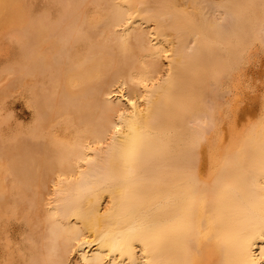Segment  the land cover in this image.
Listing matches in <instances>:
<instances>
[{
	"label": "bare ground",
	"instance_id": "obj_1",
	"mask_svg": "<svg viewBox=\"0 0 264 264\" xmlns=\"http://www.w3.org/2000/svg\"><path fill=\"white\" fill-rule=\"evenodd\" d=\"M85 1L62 0L56 29L50 24L45 30L42 18L22 26L21 45L31 51L22 78L25 86L29 79L35 83L36 123L34 135L22 137L19 162L4 167L0 180V264H71L74 250L76 264H264V112L256 121L248 109V130L236 113L220 128L210 115L214 92L208 90L203 103L197 99L190 83L195 75L187 79L184 64L201 47V23L186 40L175 32L179 42L164 46L132 21L137 0H124L127 6L96 0L111 12L108 44L99 45L94 42L103 34L96 40L84 35ZM228 3L229 12L209 18V30L220 19L242 18L248 31L263 25L264 0ZM11 6L0 0V15ZM50 35L55 52L47 54L42 44ZM203 55L197 59L213 61ZM164 59H172L168 69ZM46 71L52 73L49 85ZM233 97L237 111L240 96ZM91 245L95 249L88 250Z\"/></svg>",
	"mask_w": 264,
	"mask_h": 264
},
{
	"label": "rangeland",
	"instance_id": "obj_2",
	"mask_svg": "<svg viewBox=\"0 0 264 264\" xmlns=\"http://www.w3.org/2000/svg\"><path fill=\"white\" fill-rule=\"evenodd\" d=\"M8 1L12 4L11 7H13L6 14L8 16V18H6L7 16L2 17V15H0V29H1L0 30V33H1L0 36L3 37V38L1 37L2 39L0 38V47H1L0 48V74L1 73L3 74V75L2 74L0 75V90H1L0 91V154H1L0 157L3 158V159L0 158V180L5 175L4 170H3L4 167L9 168L10 166L17 165V163L19 162L20 150H21V146L23 144L22 139L26 138V137L28 138L31 135L32 136L34 135L33 126H35L34 124L36 123V120H35L36 119V117H35V114H36V110H35L36 109V103H35V101L36 100H35V95L33 94L34 93L33 90L35 89L34 88L35 83L33 82V79H29L28 85L25 86V84L27 83V80L24 81V79L22 78V72H23L25 66L27 65V63L29 62L28 58H29V55L31 53V51L30 50L28 51L24 45H21V44H23L21 32H22L23 27L26 25L25 19H27V21H29V23H32V22H36L38 18H39L38 20H41V18H42V20H47L45 23L48 22V24H46V27L50 26V24H52L51 26L53 28H55V26L57 24L60 26V20L59 19L62 17V13L64 12V8H65L64 5H66V3H64V2L61 3L62 0H54V1L53 0H26V2H21V1H25V0H21V1H19V0H8ZM17 1H19V3L20 2L21 3L19 4ZM90 1H92V4ZM133 1H135V0H133ZM142 1H143V3H142ZM14 2H16V3H14ZM117 2L121 3L122 5H125V3H126V6H127V2L124 3V0H119ZM144 2H145V4H144ZM24 3H26V4H24ZM31 3L33 6L31 5ZM135 3L137 4L136 6H138V7L136 9H134V11L136 10V12L134 14L135 17L133 15L131 17V18H133L132 21L135 23H139V24L142 23L144 30H146L150 33H153L152 34L153 37L151 36V39L153 38L152 39L153 43L158 44L159 42L160 43L162 42L165 44V45L163 44L164 46L171 45V43L179 42L177 36L174 34L175 32H177V33L180 32L182 35H180V33H179V36H183V39L186 40L191 34L198 31L197 27H198V25L200 26V23H201L200 27L203 28L201 33L202 32L204 33L205 31H207V29L209 30L208 25L211 24L212 20L210 21L209 18L215 17V13L217 15V18H219L221 13H227L230 11L229 6H228L229 5L228 0H151V1L150 0H140V1L137 0V2H135ZM85 4H86V8H87L86 11L88 13H86L87 14V19H86L87 22L85 25L86 31H84V35H89V36L91 35V37L93 35L94 37H92V40H96L95 36L97 34L98 35L103 34L104 36L102 35V37H100V39L94 43H96V44L98 43L99 45L108 44L105 41L104 37L108 36V34L111 33L107 27V24L109 23V20L111 18V12H109L110 9L107 7L106 3L102 2V1L97 2L96 0H86ZM26 5H27V7H26ZM29 5H30V7H29ZM188 5L190 7H188ZM149 6H151V7H149ZM143 7L145 8V11H144ZM27 8H30V9H27ZM31 8H32V10H31ZM26 9H27V11H25ZM102 9H104V10H102ZM206 9H207V11H206ZM47 11H48L49 15H48V13H46ZM148 11H150V12H148ZM18 14H19V16H17ZM29 14H31V17ZM38 14H42L41 17ZM147 14H149V15H147ZM166 14L168 17L166 16ZM202 14H204V16ZM9 16H10V18H9ZM27 16H29V17L27 18ZM204 17H206L207 21L204 20L205 19ZM238 17H243V15L238 16ZM2 18H3V20H2ZM22 18H24V21L21 20ZM136 18H137V20H136ZM155 18H156V20H155ZM157 18H159V19H157ZM161 19L162 20L166 19V22L168 25L166 23L161 22L160 21ZM241 19H235L234 18L233 20H230V19L229 20L228 19L216 20L217 22L215 21L216 23H213L214 24L213 27L209 30L208 36L212 37L211 40H209V37H205V36H207L206 33L204 35H203V33L202 34L199 33V35H198V33H196L197 38L201 43V47L199 49H197L198 51L194 50V52L191 56L192 57L191 61L187 60L186 63H188V64L185 63L184 66L186 67V69L188 68L187 71L188 70L190 71V73L188 72L189 75L187 76V79H189L190 75H195V76H191V77H195V79L193 78V80L190 77V83H192V85H194L193 87H196V89H195L196 90V97L200 102H202L203 99H204V102L206 101V99L208 100V98H209L208 95L210 94L209 91L210 92L212 91L211 94L214 92L212 95L213 97L212 96L211 97L214 101L213 107H215V108L212 111H210V115L213 116L215 114L213 116V119L218 118L217 119V122H218L217 127H219L220 125H221L220 128L222 126L227 127L229 122H231L230 120L234 119L232 113H236L238 118H239L238 119L239 123L243 124V125H241V128H244V130H246V129L248 130V129H250L249 127H253V126H249V123L246 124L248 117H251L250 116V112H251L250 110H253V112L254 111L256 112V113L254 112L253 113L254 116L251 117L252 120L255 119L256 121H258L259 117H261V112H264V106H263L264 105V102H263L264 101V83H262V82H264V23H263V25L256 26V28H254V29L258 30L256 32L257 34L255 32L252 34L254 29H253V31H248V29H243L244 27L242 26V24H244V22ZM14 20H15V22H14ZM34 20H36V21H34ZM49 21H50V23H49ZM154 21L157 23V25L155 24ZM219 21H221V22H219ZM178 23L180 26L178 25ZM10 24H12V25H10ZM54 24H55V26H53ZM104 24H105V26H104ZM160 24H161V26H160ZM164 25L165 26L171 25L172 29L167 30L168 28L164 27ZM204 26H206V28H204ZM5 27L7 28V30ZM11 27H13V28H11ZM19 27H20V29H18ZM52 27L50 29H53ZM162 27H164V28L162 29ZM9 29H10L11 33L9 32ZM47 29H49V28L47 27L45 30H47ZM152 29L155 30L156 32L153 31ZM164 29H166V30H164ZM154 32H155V34H154ZM4 33L7 35L4 36L5 35ZM15 34H17V35H15ZM248 34L250 36H248ZM9 35H15L17 39L14 38V36L12 37ZM18 35H20V37ZM165 35H166V37H165ZM169 35L171 38L169 37ZM9 38L11 39V41H13V43L10 41ZM169 38H170V40H169ZM163 39H164V42H163ZM17 40H19L20 42ZM53 40L56 41V38L54 37V35H50L49 38L46 40V42L45 43L43 42V44H42L43 45V47H42L43 51L47 49V51H45L44 53L50 54V53L55 52V50H54V46H55L54 43L55 42ZM171 40H173V42ZM184 40H182V41H184ZM223 40H225V41H223ZM49 41H51L50 44H49ZM165 41H166V43H165ZM210 41H211V44H210ZM83 42L86 43L87 41L86 42L83 41ZM212 42H214V44ZM88 43H90V42H88ZM113 43H114V45H116V47H119V44H121V43H119V41H114ZM117 44H118V46H117ZM209 45H211V46H209ZM236 45H237L238 49H236ZM23 46L25 49L23 48ZM49 48H50L51 52L49 51ZM232 48H234V49H232ZM202 49H203V51H202ZM129 50H130V48L127 47L126 51H129ZM199 53L204 54L203 58L205 57V55H206V57L213 56L214 57L213 61L212 62H206L207 59L204 60V62L201 61L202 54L200 55ZM9 54H10V56H9ZM169 55L171 58L172 54L170 53ZM198 56H201L200 60L197 59ZM196 59L201 61V62L197 63L198 61ZM171 60L172 59H164L163 63L164 64H166V62L169 63ZM192 60L197 61V62H195V65H193L194 61L192 62ZM196 63H197V65H196ZM206 64H207V66L211 65V67L210 66L207 67ZM167 65L168 64H166V66L164 65L165 66L164 68L168 69ZM204 65H205L207 71H206L205 67H203ZM190 66L192 69L190 68ZM200 66H201V68H200ZM7 67H9V68L7 69ZM18 67H20V68H18ZM4 68L6 69V71L3 72V70H5ZM202 68H203V70H202ZM211 68L214 71L213 70L211 71ZM193 69H195V70H193ZM11 71L12 72L15 71L14 74ZM201 71H202V74L200 76V74H198V73H200ZM204 71L207 72V74L204 73ZM208 71H210V73ZM191 72H193V73L191 74ZM194 72H195V74H194ZM211 72H212V74H211ZM217 72H218V74H217ZM17 74H18V76H16ZM196 74L199 77L196 78ZM215 74H217V75H215ZM46 75L47 76H45V79L47 81L45 80V82L47 85H49L51 83L52 73L49 71H46ZM206 75L208 77H206ZM212 75H213V78H212ZM19 76H21V77H19ZM215 76H216V78H215ZM221 76L223 78L219 79V77H221ZM201 77H202V79H201ZM237 77L239 78V80L237 79ZM14 78H15V80H14ZM20 78H21V80L19 81ZM209 78L210 79L212 78V79L210 80ZM214 78L217 79V81ZM195 80H197V81L195 82V84H193ZM14 81H16V82H14ZM206 81H208V82H206ZM218 81L220 82L219 84L217 83ZM198 82L205 89L202 88V86L200 87ZM205 82L208 84H206ZM233 82L235 83L234 85H233ZM237 82H239V83H237ZM31 83H34V84H31ZM32 85H33V87H32ZM208 85H210V87L212 85L213 90L210 87H208ZM235 85L237 87H235ZM1 87H2V89H1ZM215 87H217V88L214 89ZM222 87H224V88H222ZM26 88H28V89H26ZM233 88H235V89H233ZM115 89L116 90L119 89V84H118V86L115 87ZM223 90H225V94H224ZM226 90H227V92L229 90H231L230 91L231 93L229 92V94H228L226 92ZM207 91H208V93H207ZM217 91H218L219 96H217V93H216ZM10 92H11V94H10ZM222 92H223V94H221ZM205 93H207V95ZM226 93H227V95H226ZM230 94H232L233 96L235 95V97L236 96L242 97V98L239 97V103H238L239 107H238L237 111H235L233 109L234 108V105H233L234 102L233 101L235 98ZM216 96H217V98H215ZM225 97H227V98H225ZM2 100H3V102H2ZM225 103H227L228 105ZM241 105H243V106H241ZM251 105L253 108L251 107ZM244 106H247V108ZM259 106H260V108H259ZM261 107H262V109H261ZM226 108H228V109H226ZM229 109H231V110H229ZM248 109L250 112L248 111ZM257 111L260 112V114ZM247 113L249 115H246ZM256 114H259V115H256ZM218 115H219V117H218ZM222 120H223V123H222ZM225 120H227V122ZM33 122H34V124H33ZM255 122H253V123H255ZM245 125H247L248 127ZM30 126L32 128H30ZM69 126L74 127V125L72 123H70ZM214 128H213L214 130L217 129L216 127H214ZM28 129L30 131H28ZM20 132H21V134H20ZM29 132H31V133H29ZM20 136H21V139L19 138ZM72 136L73 137H71L70 141L74 142L76 140V137H74V135H72ZM16 140H18V141L16 142ZM17 144H18V146H17ZM13 148H15V149H13ZM4 150L7 154L4 152ZM15 153L17 156L14 155ZM10 157H12L11 159H13V160H11ZM9 160H10V163H9ZM8 165H10V166H8ZM29 220L31 222L36 221V216H31L29 218ZM18 223H20V221ZM25 235L29 236L30 234L28 232V233H25ZM93 246L94 245H91V247L88 250L95 249V247H93ZM70 256L71 257H69V262H71V264H74V263L76 264L78 262L77 261L78 251L74 250ZM110 256L113 257V255H111V254H110ZM110 256L107 259L110 260L112 258ZM75 261H77V262H75ZM128 263L129 264H136L135 261L134 262L128 261L125 264H128Z\"/></svg>",
	"mask_w": 264,
	"mask_h": 264
}]
</instances>
